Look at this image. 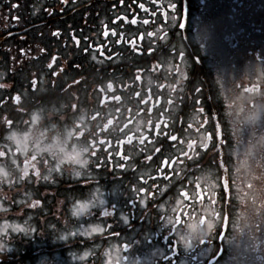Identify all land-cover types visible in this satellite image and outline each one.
Instances as JSON below:
<instances>
[{
	"label": "flooded vegetation",
	"instance_id": "af4514ba",
	"mask_svg": "<svg viewBox=\"0 0 264 264\" xmlns=\"http://www.w3.org/2000/svg\"><path fill=\"white\" fill-rule=\"evenodd\" d=\"M168 3L0 0V151L7 153L0 164L8 165L0 177L11 178L1 185V205L31 244L95 241L93 264H264V177L248 196L244 187L260 177H246L240 165L245 143L258 160L264 155V126L246 137L247 105L237 94L248 84L258 85L250 93L264 87L251 78L264 66V31L251 29L264 21V0H171L175 12ZM160 29L190 54L187 68L171 62L176 53L158 40ZM209 113L216 119L205 124ZM216 123L222 147L209 139ZM48 132L56 135L50 142ZM67 144L88 149L87 167ZM221 208L230 217L223 238L179 239L187 223ZM174 218L175 228L166 223ZM90 225L104 231L68 235Z\"/></svg>",
	"mask_w": 264,
	"mask_h": 264
},
{
	"label": "rangeland",
	"instance_id": "374dc122",
	"mask_svg": "<svg viewBox=\"0 0 264 264\" xmlns=\"http://www.w3.org/2000/svg\"><path fill=\"white\" fill-rule=\"evenodd\" d=\"M258 29L264 30V22L260 24ZM261 45H263L264 47V33H263V41ZM254 75L258 76V80H262L264 73L261 72L260 69L258 68V69H253V74L251 75V78ZM239 93L245 96L246 105L251 98H253L254 100L253 106L248 105L247 108H245L248 114L246 118V126H249L247 129L246 137H253L254 134L250 132V129L253 126H257V125L264 126V114H261L259 112L260 106L264 105V95H262V93H264V89L260 92H255L254 94L244 93L243 91H240ZM261 96L262 98H260ZM254 111L257 112V117L255 120H252L249 117ZM259 116H261L262 118H259ZM260 120L261 122H259ZM251 140L255 141L253 138ZM243 148H245L246 150V157L240 165L243 171L246 172V177H260L259 179L253 178V180L251 181L249 180V182L252 183V185L250 187H244V189H246L247 191L246 195L249 196V195H254L252 188L260 186V179L261 177H264V155H262L258 161L252 162L250 159H255L256 157L253 151V144L245 143L243 145ZM2 178L6 179L7 177H0V180ZM0 209H1V203H0ZM6 215H5L6 217L4 215H0V264H93L94 263V260H91L90 256L95 254L97 247L96 244H88V243L80 244L81 242L79 241L77 244L73 246H69V243L59 244V245L55 243L51 246H45L42 244L43 245L42 246L41 243L31 244L28 240L25 239H16L14 240V242L13 240L9 241V238H7L6 240L3 239L2 237L6 235V233L10 232V230L12 231V233H15L16 226L24 229V227L19 226L17 222H11L9 215L8 214ZM1 217H5V218L1 219ZM93 228H95V226L90 225L87 228H81L76 230L75 232L79 233L81 230H88L91 232ZM55 241H57V239H55ZM17 244H19V246ZM13 247H15L18 254H16L13 258H10L9 263H4V261L1 258V254L4 251L10 252L13 249ZM22 247H24V249H26L27 251L25 252V254L20 255L21 254L20 250L22 249ZM37 249L39 251L48 249V251L44 255H42L41 254L42 252L37 253ZM43 259L48 261L43 262L44 261Z\"/></svg>",
	"mask_w": 264,
	"mask_h": 264
},
{
	"label": "snow or ice",
	"instance_id": "6c2138e0",
	"mask_svg": "<svg viewBox=\"0 0 264 264\" xmlns=\"http://www.w3.org/2000/svg\"><path fill=\"white\" fill-rule=\"evenodd\" d=\"M15 7V5H14ZM140 7L143 9L144 5L141 4ZM167 7L169 9H171L173 12L176 11L177 9V5L175 3H171V0H169V3L167 5ZM154 15H158V13H154ZM171 21L174 25H178L179 28L183 29L185 27V24L183 22V20H177L175 16L171 17ZM148 21L146 20L145 23H147ZM133 23H135V20H133ZM169 26L166 24L165 28H168ZM160 35L158 36V40L163 42V46L164 47H168V45H171V50L173 52L176 53V56L172 57L171 62H175L177 59L179 60L180 65H182L184 68H187L188 64V57L190 54L186 53V51L184 50L183 46L181 45L180 47H177L176 44H172L171 41L169 40V35L168 32L165 31L164 29H160L159 30ZM116 33L113 32V35H115ZM53 35H58V33H53ZM105 35H107V32H105ZM149 35L151 36L152 33H149ZM177 35H179V33H177ZM117 43H119V41H117ZM85 51H87V49H85ZM55 59V58H54ZM52 65L49 64V68H51ZM176 71L177 74L182 76L184 79H187V76L185 75V73L182 71L180 66L176 67ZM261 71L264 72V66H261ZM177 83H180V81L178 80ZM0 87H3V85H0ZM113 87V85L111 83L108 84V88L111 89ZM195 91L197 93H201V89L200 88H196ZM245 91H247V89H245ZM262 95H264V93H262ZM116 100H119L120 97L119 96H115L113 97ZM11 99L15 100L18 104L21 102V97L19 95L12 97ZM0 100H2V97H0ZM196 104H202L201 101L196 100L195 101ZM76 105H73V108H75ZM206 110L204 107H200L198 109L199 113H204ZM259 112L261 114H264V105H261L259 108ZM257 117V112H253L251 114V116L249 117L252 120H255ZM37 117L33 116V119L31 121V123H35ZM216 119L215 116H213L211 113H209L207 116H205L204 118V123L208 124L210 121ZM4 123L8 124L9 126L12 125V121L5 118ZM41 135H43V133H41ZM69 135H72V133H69ZM222 137V126L219 123L215 124V132L214 135L210 136L209 139L214 141L213 143V147H216V143L215 141L219 142V145L222 147L224 145V141L221 138ZM9 139H15V133H13L11 136H9ZM171 139L175 140L176 137L173 136L171 137ZM194 143V142H193ZM193 144H189V148H192ZM205 147H207V145H205ZM19 151V148L17 149ZM88 151V149H86ZM61 151H63V148H61ZM157 151H160L159 149H157ZM7 153L0 151V156H6ZM78 155V154H77ZM185 155H187L185 153ZM32 160L35 161L37 159L36 155H32ZM221 167H223V165H221ZM37 175H39V172H37ZM45 179H47V177H44ZM217 183H219V181L217 180ZM97 191H99L97 189ZM222 198V195H221ZM101 204H103L104 202L101 200L100 201ZM141 203H143V201H141ZM89 204H91V201H89V203L87 204H81L79 205L77 212L74 214H79L80 212H83L84 210H86L89 207ZM104 216H110L112 215V213L108 212V211H104L103 213ZM121 219L126 222V217H124L123 215H121ZM163 219H165L163 217ZM229 215L226 213V211L221 208L219 211L216 212L214 217H211L207 220H205L203 217L198 218L195 222H189L187 223L184 228L185 231L183 232V234H178L179 235V239L181 241H183L186 245H190L192 242L193 237L197 238L199 243L204 244L205 241L207 240L210 244H212L216 238V236H220L221 238L224 237V233L222 231H220L221 228L225 227L228 222H229ZM166 223L173 226L174 228L176 227L177 224L180 223V219L179 218H174V219H167ZM235 223V222H233ZM258 227V226H257ZM18 231H26L25 229L19 228L18 226H16V229ZM103 232L104 229L100 228V227H95L91 230V232ZM91 232L88 230H81L79 232V235L81 236H89L91 235ZM77 233H68V235H76ZM67 236H60L59 239L64 240L66 239ZM127 246L125 245V248ZM213 259H215V255H213L212 257ZM208 264H211V260L208 262Z\"/></svg>",
	"mask_w": 264,
	"mask_h": 264
},
{
	"label": "clouds",
	"instance_id": "9594fccd",
	"mask_svg": "<svg viewBox=\"0 0 264 264\" xmlns=\"http://www.w3.org/2000/svg\"><path fill=\"white\" fill-rule=\"evenodd\" d=\"M69 133L70 132H68V135H69ZM55 136H56L55 134H52V133L48 132V141L50 142L53 139V137H55ZM69 136H71V135H69ZM86 149H87L86 147L82 148L79 145H77L76 148H73L72 146H69L67 144V146L64 148V151H68V150L77 151L78 150L79 153H80V161H79V163H80V166L83 168V167H87V165L89 163V161L87 160L86 155H85L87 153ZM35 150L36 149L33 148V151H35ZM0 167H5L7 169L8 165L6 163H2V164H0ZM9 175H11V170L10 169H9Z\"/></svg>",
	"mask_w": 264,
	"mask_h": 264
}]
</instances>
